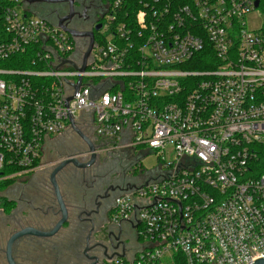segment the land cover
Masks as SVG:
<instances>
[{
	"label": "built area",
	"instance_id": "obj_1",
	"mask_svg": "<svg viewBox=\"0 0 264 264\" xmlns=\"http://www.w3.org/2000/svg\"><path fill=\"white\" fill-rule=\"evenodd\" d=\"M256 1L140 0L129 16L124 0L103 2L90 27L65 22L75 35L0 0V181L37 173L52 136H81L70 110L97 147L136 158L112 221L139 240L102 264L264 259V33L246 19Z\"/></svg>",
	"mask_w": 264,
	"mask_h": 264
},
{
	"label": "flooded vegetation",
	"instance_id": "obj_2",
	"mask_svg": "<svg viewBox=\"0 0 264 264\" xmlns=\"http://www.w3.org/2000/svg\"><path fill=\"white\" fill-rule=\"evenodd\" d=\"M103 2V0H41L27 2L26 5L37 15L53 22L67 15H73L74 20L70 23L72 27L87 28L94 20L100 18ZM90 133L93 137L95 136L94 128H91ZM94 138L97 140V137ZM97 144L98 142L94 144L95 161L89 167L80 168L75 162H71L65 165L57 177L64 198L67 199L74 194L72 198L75 201L79 200L77 204H80L75 210V222L66 227L67 235H64L63 228L54 238L33 239L26 244L16 243L12 251L16 264H93L96 262L95 259L89 260L84 256L90 233L88 249H91L85 252L90 258L98 259L96 264H102L114 253L120 255L126 244L132 248L136 247L139 239L135 227L126 221L120 223L112 221L116 200L123 194L126 185L134 182L137 177L135 168L130 164H127L126 168H119L117 160L120 157H126V153L121 150L97 147ZM92 154L84 138L74 134L61 136L57 138V141L46 144L43 159L48 156L56 157L57 165L53 169L55 170L69 159L75 158L78 163H87L91 160ZM50 175L48 178L36 176L27 182L25 179L23 182H16L10 186L6 193L16 203V208L11 213H3L6 217L0 218V228L11 224L22 226L17 218L21 209L23 207L31 209L43 193H52ZM22 202L26 204L22 205ZM85 210L89 212V216L83 213L86 212ZM92 228L93 231H91ZM118 237L119 240H116ZM112 244L115 248L119 244L118 248L115 249ZM102 246L107 248V251ZM105 251L108 257L105 256ZM1 253L2 250H0V258ZM3 254L8 264L6 250ZM116 256L118 255L113 257Z\"/></svg>",
	"mask_w": 264,
	"mask_h": 264
},
{
	"label": "water",
	"instance_id": "obj_3",
	"mask_svg": "<svg viewBox=\"0 0 264 264\" xmlns=\"http://www.w3.org/2000/svg\"><path fill=\"white\" fill-rule=\"evenodd\" d=\"M24 1H25V3H27V2L31 3V2L41 1V0H24ZM259 3H260L259 0H257L255 3L256 7L259 6ZM72 18H73V15H67L64 18H61L58 21V24H59V26H61L64 30L68 31L69 33L79 35L80 32H77L75 30H72V29H69L68 27H66L65 22L71 21ZM100 27H101V25L98 24L95 28L99 29ZM88 34L91 36L92 41H93L94 40V32L90 31ZM68 114H69V118L71 119V124H72L73 128L80 133V135L84 138V140L90 146V149L93 152L92 158L87 163H78L77 159H75V158L69 159V160H66L63 163H61L59 165V167H57L55 170H53V172L50 175V183L52 186V193H47L46 196H41L40 200L37 201L40 203V205L38 206V208L34 209L35 214H32L29 216V219H33L36 222H39L41 219L42 220L40 221L39 224H33L32 223L29 225L18 226V228H15L12 231V233L9 236V239L7 241V245H6V257H7L8 264H16L14 261L13 255H12L13 247L16 243L26 244L28 242H31L33 239L43 240V239H50V238L56 237L61 232V230L63 228L70 226L72 224V221H71L72 212L74 213L76 208H78V206L80 205V204H73L71 206L67 202V200L64 198V196L61 192V188H60V185L58 183L57 177H58V174L64 169L65 165H67L68 163H71V162H75L77 167H80V168L89 167V165H91L95 161L94 143L89 138L84 136L83 133L79 129H77V127L74 125V117L72 116L70 110H68ZM74 202H75V200H74ZM84 207H85V202H84ZM83 213H86L87 216H89L88 211L83 212ZM80 215L78 216L79 219H80ZM58 217H59V219L57 220ZM82 221H91V220H82ZM44 224H46L47 226L49 225V226L48 227L47 226L41 227V225H44ZM92 225H93V223H92ZM91 231H93V228ZM120 232H121V227H120ZM110 234H113V233L110 232ZM110 234H109V238H110ZM90 235H91V233H90ZM89 236L87 238V249L85 251H88L91 249V248L88 249ZM119 236H120V233H119ZM116 240H119V237ZM110 241H111V239H110ZM111 243H112V241H111ZM120 243H122V242H120ZM96 245H99V244H96ZM118 245L115 248L112 244V246L115 249L118 248ZM95 246H93V247H95ZM123 246H124V244H123ZM102 247H104V246H102ZM105 249L107 251V248H105ZM85 251H84V256L89 260L95 259L96 262L93 264H96L98 262V259L97 258H90L89 256L86 255ZM106 251H105V256H107ZM114 255H118L119 257H124L125 256L124 247H123V256H120L118 253H114L111 258H109L108 256L107 257L109 259H112ZM254 264H264V259H260Z\"/></svg>",
	"mask_w": 264,
	"mask_h": 264
},
{
	"label": "rangeland",
	"instance_id": "obj_4",
	"mask_svg": "<svg viewBox=\"0 0 264 264\" xmlns=\"http://www.w3.org/2000/svg\"><path fill=\"white\" fill-rule=\"evenodd\" d=\"M30 14H35L34 12H31ZM246 19H247V22H248V26H249V29L251 30H262L263 26H264V12L262 11L261 7L258 8L257 10H255L254 12L248 14L246 16ZM52 142H55L57 141V136H52L51 139L49 140ZM145 151H148V156H146L143 160H142V163L144 165V168L147 169L148 171H151L155 168L158 167V160H157V157H156V154L153 152V151H150V150H145ZM53 155V154H51ZM126 157H120L117 161L119 162V168H126V165L127 164H130V165H133V163L136 161L134 158V155L133 153L131 152H126L125 154ZM115 160V159H113ZM121 162V163H120ZM57 163V158L54 157V156H48V158L46 159H43V162H42V167L40 168V170L35 173L33 176H31L30 178L26 179V182L29 181L30 179H32L33 177H43V178H48V176L52 173V170L55 168V165ZM25 180H20L18 182H23ZM6 195L4 197L8 198V200H10V197L7 195V193H5ZM42 196H46L45 193H43ZM73 195L71 196H68V198L66 199L67 202L72 206L73 204H77L79 202V200L75 201L74 202V199L72 198ZM40 200V198L38 199V201ZM11 201V200H10ZM36 204H34L32 207L33 208H25L23 207L21 209V212H20V215L17 216L18 220H20V225H29V224H39V222H36L35 220L33 219H29V216L32 215V214H35L34 212H31L32 209L34 210V208H38V206L40 205L39 202H35ZM77 209V208H76ZM23 211H26V215H25V218L22 217V215L24 214H21ZM29 211V212H28ZM24 213V212H23ZM59 219V217L57 218V220ZM56 220V221H57ZM71 221H72V224L75 222V211L74 213L72 212V215H71ZM71 224V225H72ZM70 225V226H71ZM10 228L7 229V232H5V241L4 244H1V247H2V253H1V258H0V264H6L5 262V257H4V254L3 252L6 250V245H7V241L9 239V236L11 235L12 231L15 229V228H18V225H9ZM38 226V225H37ZM43 226H47L46 224L44 225H41V227ZM49 226V225H48ZM47 226V227H48ZM65 230H63L64 232V235H67L68 233V228H64Z\"/></svg>",
	"mask_w": 264,
	"mask_h": 264
},
{
	"label": "trees",
	"instance_id": "obj_5",
	"mask_svg": "<svg viewBox=\"0 0 264 264\" xmlns=\"http://www.w3.org/2000/svg\"><path fill=\"white\" fill-rule=\"evenodd\" d=\"M106 4H113L115 0H103ZM140 0H124L121 15L129 16L134 15L139 8ZM261 9L264 12V0H262ZM264 33V26L262 28ZM17 180H6L0 181V210H3L5 213H11L16 208V203L14 201L8 200V198L4 197V193L16 183Z\"/></svg>",
	"mask_w": 264,
	"mask_h": 264
},
{
	"label": "crops",
	"instance_id": "obj_6",
	"mask_svg": "<svg viewBox=\"0 0 264 264\" xmlns=\"http://www.w3.org/2000/svg\"><path fill=\"white\" fill-rule=\"evenodd\" d=\"M6 193V192H5ZM4 193V196L6 195ZM11 200V199H10ZM12 201V200H11ZM26 203L25 202H22V205H25ZM34 205V204H33ZM32 207V206H31ZM33 208V207H32ZM35 209V208H34ZM24 212V213H23ZM21 214H24V215H22V217H24L25 218V215H26V211H23ZM29 212V211H28ZM31 212H35L33 209H32V211ZM4 213V211L3 210H0V218H5L6 216H5V214H3ZM20 215V214H19ZM8 228H10L9 226H6V227H1L0 228V250L2 249V247H1V244H4V242H6L5 241V239H4V237H5V232H7V229Z\"/></svg>",
	"mask_w": 264,
	"mask_h": 264
}]
</instances>
